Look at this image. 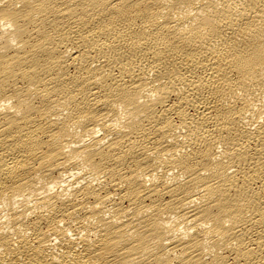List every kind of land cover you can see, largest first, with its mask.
<instances>
[{"label":"bare ground","instance_id":"1","mask_svg":"<svg viewBox=\"0 0 264 264\" xmlns=\"http://www.w3.org/2000/svg\"><path fill=\"white\" fill-rule=\"evenodd\" d=\"M0 264H264V0H0Z\"/></svg>","mask_w":264,"mask_h":264}]
</instances>
